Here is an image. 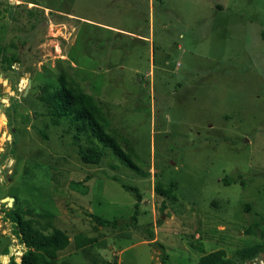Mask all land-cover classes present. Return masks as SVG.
<instances>
[{
  "label": "rangeland",
  "instance_id": "obj_1",
  "mask_svg": "<svg viewBox=\"0 0 264 264\" xmlns=\"http://www.w3.org/2000/svg\"><path fill=\"white\" fill-rule=\"evenodd\" d=\"M263 30L264 0H0V57L20 59L0 66V205L66 234L55 264H195L217 249L264 264L234 254L264 231ZM61 70L134 141L144 174L108 152L80 160L86 140L38 97ZM157 181L177 196L162 210ZM24 249L0 212L1 263Z\"/></svg>",
  "mask_w": 264,
  "mask_h": 264
},
{
  "label": "trees",
  "instance_id": "obj_2",
  "mask_svg": "<svg viewBox=\"0 0 264 264\" xmlns=\"http://www.w3.org/2000/svg\"><path fill=\"white\" fill-rule=\"evenodd\" d=\"M261 38L264 40V30L261 32ZM19 62V57L13 52L7 54L6 58L0 57V66L2 67L3 63L11 66ZM38 97L46 105L48 115L54 124L60 121L68 122L67 129L73 132L74 138L86 140V144L79 147V158L82 162L98 164L108 152L122 165L141 172L136 163V160H140V156L135 149L134 141L126 136L118 135L113 130L107 114L98 101L91 94L85 92L78 81L66 70L58 72L55 82L44 83ZM38 132L45 137L41 130ZM12 141H15L14 137ZM111 178L118 181L114 175ZM222 180L225 184L238 181L237 177H223ZM240 183L244 184L243 180H240ZM120 184L125 190L132 192L137 201L140 200L141 194L137 186L122 181ZM174 189V182L157 181L155 183L154 191L162 197L161 210L166 207V202L177 201ZM0 212L1 215L7 216L12 221L14 232L25 248L21 252L19 260L10 256L7 264H55L57 252L69 242L68 237L60 228L52 226L50 232L44 233L34 225L30 218H25L22 212L13 205L1 204ZM137 214L136 204L134 211L129 216L132 224L137 219ZM90 217L102 225L114 224L117 220V216L108 219L93 213L90 214ZM259 223L258 220L253 222L255 226H258ZM249 231L247 229V232ZM148 235V239H151V234ZM74 241L76 246L80 247L86 245L89 239L81 234H76ZM261 253H264V231L261 232L259 243L234 250L235 257L242 260L252 259ZM0 264L2 263L0 262ZM106 264H115V262ZM161 264H164V259L161 260ZM195 264H235V262L233 258L224 256L221 249H217L201 255Z\"/></svg>",
  "mask_w": 264,
  "mask_h": 264
},
{
  "label": "water",
  "instance_id": "obj_3",
  "mask_svg": "<svg viewBox=\"0 0 264 264\" xmlns=\"http://www.w3.org/2000/svg\"><path fill=\"white\" fill-rule=\"evenodd\" d=\"M28 84H29V80H28ZM26 90H27V88L25 89V91H26ZM2 106H3V104L0 102V112H1ZM3 199H5V197L2 198V200H3ZM10 199H11V198H10ZM261 255L264 257V253H261ZM2 257H3V256L0 257V262H1V260H2Z\"/></svg>",
  "mask_w": 264,
  "mask_h": 264
},
{
  "label": "flooded vegetation",
  "instance_id": "obj_4",
  "mask_svg": "<svg viewBox=\"0 0 264 264\" xmlns=\"http://www.w3.org/2000/svg\"><path fill=\"white\" fill-rule=\"evenodd\" d=\"M264 258V257H263Z\"/></svg>",
  "mask_w": 264,
  "mask_h": 264
}]
</instances>
